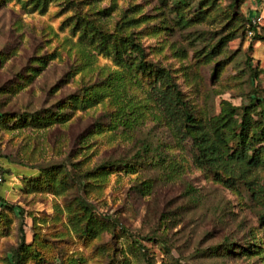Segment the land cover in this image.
<instances>
[{
  "label": "rangeland",
  "instance_id": "374dc122",
  "mask_svg": "<svg viewBox=\"0 0 264 264\" xmlns=\"http://www.w3.org/2000/svg\"><path fill=\"white\" fill-rule=\"evenodd\" d=\"M250 24L264 0H0V264H264V164L197 166L148 69L191 124L257 122Z\"/></svg>",
  "mask_w": 264,
  "mask_h": 264
},
{
  "label": "trees",
  "instance_id": "16d2710c",
  "mask_svg": "<svg viewBox=\"0 0 264 264\" xmlns=\"http://www.w3.org/2000/svg\"><path fill=\"white\" fill-rule=\"evenodd\" d=\"M256 27L250 24L248 28L249 31L252 30L255 41L264 42V36H259ZM130 46L141 51L138 44L130 42ZM135 66L141 70L148 68L141 60H138ZM148 69L152 71L159 84L156 92L157 103L166 115L184 117L185 124L189 127L187 132L196 151L193 158L197 166L215 170L216 175L217 169H220L227 175L223 181H229L234 176L233 165L250 169L264 164V122L257 127L259 122L264 121V107L262 113L260 110L262 119L257 122L251 116L255 111V104L250 102L247 105L228 106L227 109H222L220 115L208 123L209 128L200 122L191 124L189 122H193V118L168 72L159 67Z\"/></svg>",
  "mask_w": 264,
  "mask_h": 264
}]
</instances>
